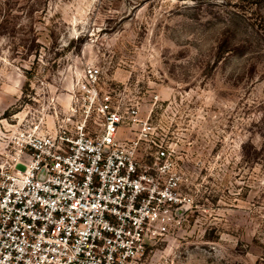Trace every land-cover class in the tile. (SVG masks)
Returning <instances> with one entry per match:
<instances>
[{
    "label": "rangeland",
    "instance_id": "1",
    "mask_svg": "<svg viewBox=\"0 0 264 264\" xmlns=\"http://www.w3.org/2000/svg\"><path fill=\"white\" fill-rule=\"evenodd\" d=\"M91 65L178 144L184 220L158 256L264 264V0H0V181L16 129Z\"/></svg>",
    "mask_w": 264,
    "mask_h": 264
},
{
    "label": "built area",
    "instance_id": "2",
    "mask_svg": "<svg viewBox=\"0 0 264 264\" xmlns=\"http://www.w3.org/2000/svg\"><path fill=\"white\" fill-rule=\"evenodd\" d=\"M103 80L86 67L67 107L16 129L0 264H172L156 251L184 220L178 144Z\"/></svg>",
    "mask_w": 264,
    "mask_h": 264
}]
</instances>
